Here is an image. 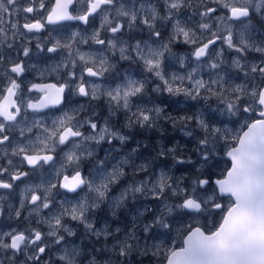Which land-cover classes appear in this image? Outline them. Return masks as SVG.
I'll use <instances>...</instances> for the list:
<instances>
[{
    "label": "snow or ice",
    "instance_id": "obj_1",
    "mask_svg": "<svg viewBox=\"0 0 264 264\" xmlns=\"http://www.w3.org/2000/svg\"><path fill=\"white\" fill-rule=\"evenodd\" d=\"M64 21L86 27L36 44L48 59L62 57L48 69L61 82L31 83L27 93L40 96L26 98L20 78L36 69L27 34ZM181 45L190 53L178 55ZM73 96L83 102L51 126L27 115ZM159 97L207 107L172 114ZM166 125L187 138L190 154L175 138L168 146L130 135ZM103 144L111 147L98 158ZM221 156L230 162L223 169ZM177 165L191 177L171 175ZM40 170L54 176L29 183ZM104 207L114 223L125 217L123 229L99 226ZM0 219L19 222L0 231V264H264V0H54L50 8L0 0Z\"/></svg>",
    "mask_w": 264,
    "mask_h": 264
},
{
    "label": "rangeland",
    "instance_id": "obj_2",
    "mask_svg": "<svg viewBox=\"0 0 264 264\" xmlns=\"http://www.w3.org/2000/svg\"><path fill=\"white\" fill-rule=\"evenodd\" d=\"M54 0H45V3H46V8H50L52 3H53ZM74 8L76 9L77 12H79L80 10V5H75ZM71 11V9H70ZM47 14V11H44V12H41V13H37L36 14V18H40L42 16H45ZM26 15V14H21L20 16V19H21V23H23V16ZM91 20V18H90ZM99 24V20L96 19L95 20V23H90L88 26H87V29H88V32L90 33L94 27L98 26ZM85 25L82 26L78 23H62V24H58V25H47L45 30H43L42 32L40 33H35V34H27L28 36L30 37H33L31 39V42L28 43L27 40L24 41V43L28 46V45H36L37 43H41L42 46H44L45 48L50 46V44L48 43V41L50 39H66L68 36L72 35L74 32H80L82 31L83 29H85ZM103 35V34H102ZM95 47V46H93ZM217 47H219V45H217ZM85 50H87L88 46H84ZM174 51L178 54V55H187L190 53V48L187 46V45H181L179 47H175L174 48ZM53 54H49L47 53L46 51L45 52H40L37 48L32 50L31 51V60H30V63H34V58L39 56L40 57V66H36V69L32 70L31 71V81H30V84L31 83H45V82H50L52 81L53 83H60L61 82V78L60 76L57 75V73H50L48 71V69H50L54 64L56 63H59L60 59H62V57L60 56V54H55V57L54 59H48L49 56H52ZM226 55L228 56V58L230 59L232 55H234L233 53H226ZM255 55V54H253ZM125 67H127V65L125 64ZM43 72V76L40 75V73ZM205 77H206V74H204ZM40 93H36V92H32V93H27V91L25 90V97L26 98H32V99H36L38 97ZM68 94L66 93V96ZM173 99V104H171V99ZM167 101H168V104L169 105H172V107H177L178 109H181L182 106H185L187 108H189V111H190V114L192 112H197V111H205L206 109V105H203V102H194V101H188V100H185L184 97H167L166 98ZM83 102V98H80V97H76V96H73L72 97V102L70 104L66 103L64 105H61L59 108V112H53V113H44V114H32L31 112H28V116L31 118L33 116H36V117H39V118H42L43 121L45 123H47L49 126H51V121L58 118L59 116H61L63 114V112L65 111H71L73 108L75 107H78V103L77 102ZM175 101H179V103H174ZM95 103V102H93ZM209 103L212 105L213 108H215V102L214 101H209ZM181 104V105H180ZM190 105H195V107H189ZM166 107V110H169V111H173L174 114L177 113L176 112V109L175 108H170L168 109L167 106ZM97 111L98 112H101V114L103 116H106L107 115V111L105 108H103V105H101L100 108H97ZM45 114H51V115H45ZM189 114V113H188ZM208 115H215L214 113H207ZM43 117H50L48 118L47 120H45ZM228 127H234L236 128L238 131H239V128L240 126L238 124H231L229 123L227 125ZM168 128L172 129V133H174V135H176L177 137L181 138L182 140H187V138L183 137L182 136V133L179 131V129H173L170 125L168 126ZM125 132H128L127 129H124ZM137 131L139 130H134L133 132L130 133V135H133L135 136V140L137 142H141V143H144V134L141 135V138H136L137 135ZM157 133H160V132H157ZM167 134H171V132H167ZM157 142L161 145H165L163 144V142L161 141V139L157 140ZM114 145H116L117 147L120 148L121 150V153L123 154H126L129 149L127 147H124V146H120L119 145V142L118 141H114L113 142ZM111 146L107 145V144H103V145H100V146H97V151H96V156L98 158H103L104 157V150L105 149H109ZM187 152V153H186ZM185 153L186 154H190V151H186ZM150 157H152V154L150 155ZM193 160H195V157L193 156ZM169 163L171 164V161H169ZM228 164V162L224 159L223 156H221V163H220V168L223 169L226 165ZM155 167H153L154 169L153 170H156V167L157 165L159 166H162V161L161 160H156V162L154 163ZM180 167H177V168H187V169H190V166L187 165V167H183L185 165H178ZM46 168L48 166H45ZM59 167V165L57 164V168ZM174 168H176L175 166L171 168V170H173ZM25 170H28L27 168ZM92 170L91 168V164L87 163L85 164V166L82 167V171L85 175H88V173ZM129 171V174H131V170L128 169ZM219 172V169H217V173ZM65 175H71L72 174V169L71 168H68L64 171ZM52 175L54 176V173L50 174L49 172L47 171H43V170H40V171H37L34 173V175H32L28 182L29 183H33V184H36V183H40L41 181L43 180H46L47 178H49V176ZM174 175V174H173ZM175 176V175H174ZM19 183V182H17ZM61 192H63L61 190ZM69 197H71L73 194H67ZM73 203L75 201H72ZM154 202L152 201H148V200H141V201H138L137 204H144L146 206H152ZM135 206L134 205H130V208H134ZM126 212H129L128 209L125 210ZM101 218V219H100ZM217 219H219V215L217 214L216 216ZM132 219H133V214L130 212L128 215H127V224L128 226L130 227L131 224H132ZM94 220L99 224L100 227H104L105 223L108 224V226L111 228V229H115L116 227H120L121 229L124 228L125 226V217L124 216H121L120 219H119V222L118 223H114V218L108 213V210L106 207L103 208L102 211H99L95 214L94 216ZM3 224H1V227H5V229H2V231H5V230H8L9 228V225H15L19 222L17 221H9L7 219H3ZM8 225V226H7ZM73 226L76 228L77 232H78V235L82 236L83 234V229L82 227L78 226V225H75L74 222H73ZM92 240L94 241L95 238H92ZM81 242L87 244V243H90L89 240H87L86 238L83 239V241H81L80 239H77V243L80 244ZM97 247L100 246V243H97L96 244Z\"/></svg>",
    "mask_w": 264,
    "mask_h": 264
},
{
    "label": "trees",
    "instance_id": "obj_3",
    "mask_svg": "<svg viewBox=\"0 0 264 264\" xmlns=\"http://www.w3.org/2000/svg\"><path fill=\"white\" fill-rule=\"evenodd\" d=\"M165 98H167V97H159V98H157L156 101H154V102H157V103H158L160 99H165ZM169 99H171V98H169ZM172 100H173V99L170 100V101H171V104H173V101H172ZM180 105H181V104H180ZM172 108H175L177 113L183 114V113L187 112V113L190 114L189 108H187V107H185V106H182L181 109H178L177 107H172ZM171 113L174 114L173 111H171ZM175 114H176V113H175ZM168 126H169V125H166L165 128H164V130H163L162 132H160V133H157V132H156V133H142V134H144V137H143V139H144V143H150L149 140L145 139V137H147V136H154L155 138H157V140L161 139V141H162L163 144H165V145H168V141H169L170 139L175 138V139H174V142L178 141V142H179V145L181 146V148H182V150H183L184 152H186V151H190V148H185V147H184V145H185V143H186V140H182L181 138H179V137H177L176 135H174V133H172V129L168 128ZM167 132H171V134L168 135ZM142 134H141V135H142ZM141 135L136 136V138H141ZM134 137H135V136H134ZM168 146H171V145H168ZM149 153H151L152 156L155 155V153H154V151H152L151 147L149 148L148 152L145 153V155H149ZM186 153H187V152H186ZM151 158H152V157L149 156V159H151ZM155 162H156V161H155ZM153 167H155V165H153ZM175 167H176V168H174L173 170L170 171V174H171V175L174 174L176 177H181V176H188V178L191 177V171H189V169H187V168H177V167H180V166H178V165L175 166ZM183 167H187V165H185V166H183ZM153 169H154V168H153ZM192 171H194V170H192ZM185 182H187V181H185ZM216 219H217V218H216ZM202 222H203V221H202Z\"/></svg>",
    "mask_w": 264,
    "mask_h": 264
},
{
    "label": "flooded vegetation",
    "instance_id": "obj_4",
    "mask_svg": "<svg viewBox=\"0 0 264 264\" xmlns=\"http://www.w3.org/2000/svg\"><path fill=\"white\" fill-rule=\"evenodd\" d=\"M54 2V1H53ZM53 4V3H52ZM28 47L31 49V51L32 50H34V49H36V45H28ZM21 59H26V60H28V58H23V57H21ZM30 60H31V58H30ZM28 62H30V61H28ZM40 57L39 56H37V57H35L34 58V63L36 64V66H40ZM21 80H23L24 81V84L22 85L24 88H25V90H26V88H27V85H29L30 84V81H31V71H29V72H27L26 74H25V77H21L20 78ZM45 83H53L52 81H50V82H45ZM40 96V94L38 95V97ZM37 97V98H38ZM33 100H35V99H33ZM59 108H61V107H58V108H49V109H45L43 112H40V113H35V114H44V113H53V112H59ZM33 114V113H32ZM34 115V114H33ZM101 219V218H100ZM3 219H0V231H2V229H5V227L3 226V227H1V224H3ZM8 226V225H7Z\"/></svg>",
    "mask_w": 264,
    "mask_h": 264
},
{
    "label": "water",
    "instance_id": "obj_5",
    "mask_svg": "<svg viewBox=\"0 0 264 264\" xmlns=\"http://www.w3.org/2000/svg\"><path fill=\"white\" fill-rule=\"evenodd\" d=\"M54 3V2H53ZM66 22H68V23H78V24H80V25H82V26H84V24H82L81 22H79V21H64V22H62V23H66ZM62 23H60V24H62ZM53 108H57V107H53ZM49 109V108H48ZM225 160H226V158H224ZM227 161V160H226ZM228 162V164L230 163L229 161H227ZM62 178V177H61ZM63 191V190H62Z\"/></svg>",
    "mask_w": 264,
    "mask_h": 264
},
{
    "label": "bare ground",
    "instance_id": "obj_6",
    "mask_svg": "<svg viewBox=\"0 0 264 264\" xmlns=\"http://www.w3.org/2000/svg\"><path fill=\"white\" fill-rule=\"evenodd\" d=\"M45 115H51V114H45ZM45 120H47L48 118H50V117H43Z\"/></svg>",
    "mask_w": 264,
    "mask_h": 264
}]
</instances>
